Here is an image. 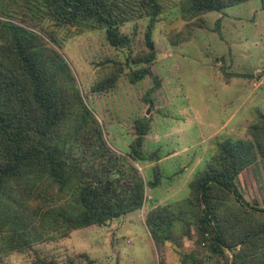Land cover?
I'll use <instances>...</instances> for the list:
<instances>
[{
    "label": "rangeland",
    "instance_id": "rangeland-1",
    "mask_svg": "<svg viewBox=\"0 0 264 264\" xmlns=\"http://www.w3.org/2000/svg\"><path fill=\"white\" fill-rule=\"evenodd\" d=\"M161 2L152 45L145 37L149 17L134 10L120 28L130 44L115 48L99 26H57L37 14L38 0H0V16L9 12L14 22L36 31L63 56L99 124L100 132L90 126L74 132L62 145L65 158L95 182H109L122 193L123 203L133 184L144 183L140 209L66 236L63 229L49 231L19 250L0 249L1 264H181L191 252L204 264H225L207 258L189 222L178 223L175 239L156 247L145 218L156 206L190 196L191 180L206 168L221 141L242 139L254 147L248 129L264 122V0H245L191 19L181 16L180 0ZM150 51L154 76L132 82L129 74L144 65L134 61ZM140 125L145 130L142 158L131 153ZM254 154L237 187L246 202L264 210V159ZM56 191L50 189L44 200L32 197L29 204H60Z\"/></svg>",
    "mask_w": 264,
    "mask_h": 264
},
{
    "label": "trees",
    "instance_id": "trees-1",
    "mask_svg": "<svg viewBox=\"0 0 264 264\" xmlns=\"http://www.w3.org/2000/svg\"><path fill=\"white\" fill-rule=\"evenodd\" d=\"M245 0H180L185 19L210 11H220ZM37 14L57 26L81 24L99 26L112 47L130 44L120 28L139 10L149 17L145 34H150L162 12L161 0H38ZM50 40L55 39L50 36ZM134 63H144L129 74L132 82L154 76L153 52H145ZM101 87V86H100ZM100 88H98L99 90ZM99 124L79 95L70 68L63 56L36 31L14 22L9 12L0 16V249H21L63 231L102 225L112 218L140 209L144 183L133 184L128 202L109 182H95L68 161L62 145L74 132ZM132 154L142 158L140 147L144 128L140 125ZM247 140H223L206 168L190 182V196L180 203L156 206L145 223L156 247L175 239L177 224L193 223L196 242L228 264H264V210L246 202L237 187L242 170L255 161L254 151L264 159V122L251 125ZM255 148V149H254ZM57 188L60 204L43 208L31 206L29 199L44 200ZM56 198V197H55ZM122 198V199H121ZM52 200V198H51ZM179 238V237H178ZM175 241V240H174ZM238 247V248H237ZM226 250L231 253V258ZM195 252L186 254L181 264H204ZM1 264V262H0Z\"/></svg>",
    "mask_w": 264,
    "mask_h": 264
}]
</instances>
